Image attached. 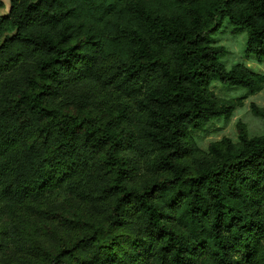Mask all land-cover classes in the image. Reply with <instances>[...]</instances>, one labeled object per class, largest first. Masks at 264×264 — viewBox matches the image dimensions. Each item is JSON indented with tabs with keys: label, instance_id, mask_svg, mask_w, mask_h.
I'll return each instance as SVG.
<instances>
[{
	"label": "trees",
	"instance_id": "trees-1",
	"mask_svg": "<svg viewBox=\"0 0 264 264\" xmlns=\"http://www.w3.org/2000/svg\"><path fill=\"white\" fill-rule=\"evenodd\" d=\"M225 20L264 61V0H9L0 264H264V134L194 138L264 88Z\"/></svg>",
	"mask_w": 264,
	"mask_h": 264
},
{
	"label": "rangeland",
	"instance_id": "rangeland-1",
	"mask_svg": "<svg viewBox=\"0 0 264 264\" xmlns=\"http://www.w3.org/2000/svg\"><path fill=\"white\" fill-rule=\"evenodd\" d=\"M1 1L3 7L0 8V17L7 14L9 10V0ZM212 42L225 49V54L220 61L226 68L243 64L255 72L264 74V61L258 62L255 57L245 55L246 32L230 25L227 20L212 36ZM212 89L219 99L232 100L239 106L229 119L213 120L204 130L195 133L194 138L200 148L206 149L209 143L225 137L235 140L237 137L235 125L238 122L245 126L250 136L264 134V120L258 117L252 108L254 106L264 110V88L253 95L243 89L224 87L220 83H215Z\"/></svg>",
	"mask_w": 264,
	"mask_h": 264
}]
</instances>
